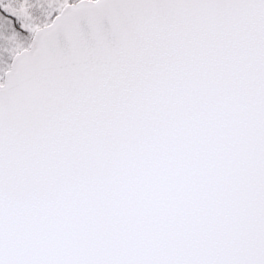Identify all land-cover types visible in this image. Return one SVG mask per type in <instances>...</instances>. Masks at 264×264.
<instances>
[{"label":"snow or ice","instance_id":"6c2138e0","mask_svg":"<svg viewBox=\"0 0 264 264\" xmlns=\"http://www.w3.org/2000/svg\"><path fill=\"white\" fill-rule=\"evenodd\" d=\"M0 264H264V0H0Z\"/></svg>","mask_w":264,"mask_h":264}]
</instances>
